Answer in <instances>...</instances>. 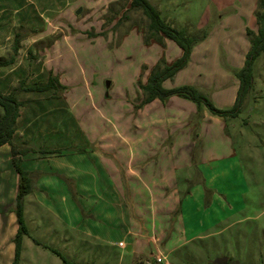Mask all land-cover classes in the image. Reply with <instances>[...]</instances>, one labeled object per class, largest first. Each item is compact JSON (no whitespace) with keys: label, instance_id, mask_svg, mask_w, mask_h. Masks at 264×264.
Segmentation results:
<instances>
[{"label":"rangeland","instance_id":"obj_1","mask_svg":"<svg viewBox=\"0 0 264 264\" xmlns=\"http://www.w3.org/2000/svg\"><path fill=\"white\" fill-rule=\"evenodd\" d=\"M150 2L174 28L206 34L194 46L186 67L165 81L164 88L193 86L218 109L233 108L240 87L237 73L245 66L251 49L245 29L251 28L249 9H242L245 1ZM252 4L258 8V2L251 0L248 6ZM17 5L16 1L0 0V26L13 38L5 42L4 46H10L0 55H17L13 46L18 39L19 58L24 63L2 69V73H8L3 85L20 78L25 87L20 91L21 98H48L44 104H29V113L53 111L42 123L64 116L55 109L71 110L73 105L77 106L74 116L81 122L117 125L124 133L127 123L142 125L144 120L154 118L165 125L177 116L178 109L168 104L150 111L142 86L148 84L159 64L172 65L183 51L169 39L147 42L146 29L138 24L147 26L149 21L141 10L130 8L131 0L33 1L28 11L41 16L35 19L33 28L25 25V10L16 9ZM32 42L36 44L29 49ZM252 72L254 86L237 118H221L203 106L196 112L185 110L188 120L180 128L158 130L185 136L181 148L189 158V167L180 173L182 203L170 215L166 237L158 240V226L152 234V215L146 205L140 212L141 221L138 218L133 223L139 236L126 248L118 247L120 239L106 244L83 233L79 227L85 225L73 229L45 215L42 221H26L30 235L22 238L18 264H217L218 259H227V264H264V53L255 61ZM50 76L58 78L64 87L26 90L40 85L37 81L48 83ZM57 94L62 98H54ZM73 123L68 124L71 131L66 130L71 132L68 139L80 145L84 138ZM171 148L156 147V156L169 153ZM150 167L155 168L157 177L162 174L157 157L151 159ZM202 181L205 183L199 184ZM210 185L218 191L216 208L219 205L220 210L211 211L209 207L215 195L208 190ZM181 208L185 224L182 235L176 223ZM132 244L134 249L129 250ZM8 258L7 252L0 253L2 264H8Z\"/></svg>","mask_w":264,"mask_h":264},{"label":"crops","instance_id":"obj_2","mask_svg":"<svg viewBox=\"0 0 264 264\" xmlns=\"http://www.w3.org/2000/svg\"><path fill=\"white\" fill-rule=\"evenodd\" d=\"M8 1H16L18 3L16 9L25 10L23 22L27 27L36 26L35 19L41 16L37 11L29 12L28 9L33 1L37 0ZM243 1L246 6H242V9L245 7L249 9L248 19L251 27L249 29L257 32V5L252 4L249 7L248 3L251 0ZM255 2L259 3V0ZM245 29L249 38L247 34L249 29ZM26 34L29 35V30ZM12 39L10 33H4L0 26V51L7 49L10 45L4 46L5 42H11ZM32 44L36 43H30L29 49L32 48ZM19 54L18 52L10 58H6L4 54L0 55V91L4 95L12 94L21 81L19 78L8 81L10 84L7 86L3 85L4 80L7 81L8 78L7 71L2 73L4 67L17 63L24 65ZM34 61L40 63L39 59ZM244 62L245 60L240 63V67ZM50 79L57 81V88L64 87L58 78L50 76ZM38 83L47 84L37 81ZM107 87H111V82L107 83ZM19 93L17 98L21 102V108L13 142L30 149L27 154L20 155L19 159L23 168L33 178V190L24 200L25 221H42L46 215V219L63 221L73 229L78 225H85L79 228L86 235L106 244L120 239L118 247L126 248L129 241L135 243L136 237L139 236V233L133 229V223L138 221V218L141 221L140 212L146 205L152 215V234L158 226L160 232L158 233L160 237L157 236L158 240L166 237L171 221L170 215L182 203L179 199L180 173L189 167L187 164L189 158L182 153L183 148H181L184 144L182 140H187L185 136L178 135L177 132L162 134L158 130L180 128L185 123L184 120H188L184 111L190 109L191 112H196L198 106L195 103L187 99H179L181 97L178 96L171 97L167 102L155 100L150 103L152 108L150 111L162 108L166 104L175 106L178 111L177 116L171 118L174 120L163 125L154 118L145 122V116L142 125L140 122L125 124L127 133H124L117 125L81 122L74 116L76 105H73L71 110L63 107L55 109V112H64V116L55 119L52 123H42L46 116L52 115L53 111L45 109L42 113L33 111L29 113V104L39 101H44V104L48 98L41 96L40 100H32L29 96L21 98ZM54 98L60 99L62 95L57 94ZM205 114L209 116L208 113ZM71 122H74L75 129L77 127L82 132L84 141L80 144L81 148L80 145L69 141L72 138H70L71 132L67 133L66 130L71 131L70 125L68 126ZM171 145L169 153L156 156V147ZM156 157L158 163L161 162L162 168L159 178L154 173L155 168L150 167L151 159ZM147 162L148 165H145ZM143 166L147 168L142 170ZM202 176L204 177V174ZM204 183L202 181L199 184ZM18 188L19 175L13 163L12 147L9 144L0 146V253L7 252L8 264H13L15 260V239L19 230L15 211ZM210 188L208 190L215 192V195L209 207L211 211L220 210L219 205L216 208L219 204L216 194L218 191H214L211 185ZM132 210L136 213L134 216ZM182 212L183 208L176 220L181 235L184 234ZM120 243H124L125 247H121ZM129 247L133 250L134 244Z\"/></svg>","mask_w":264,"mask_h":264},{"label":"trees","instance_id":"obj_3","mask_svg":"<svg viewBox=\"0 0 264 264\" xmlns=\"http://www.w3.org/2000/svg\"><path fill=\"white\" fill-rule=\"evenodd\" d=\"M131 9L141 10L149 23L143 26L147 42L157 41L163 42L169 39L175 42L183 51L180 59L172 65L159 64L149 78L148 84L143 85L142 88L147 94L145 103H151L155 100L167 102L171 97L178 96L195 103L199 109L203 106L208 108L213 115L221 118H237L242 112L244 101L253 89V65L255 61L264 53V0H259L258 10L256 12L258 31L254 32L248 30L247 34L250 38L251 49L247 55L245 66L237 73L240 81V87L236 103L233 108L229 110L218 109L214 106L209 97L193 86H182L173 89L164 88L163 84L169 79H173L182 69H184L190 60L194 46L199 41L205 38V33L202 31L191 32L187 29H176L171 26L161 16L160 11L154 6L150 0H131ZM19 38V37H18ZM19 40L15 42L13 50L16 54L19 51ZM14 60V59H13ZM56 80L50 79L47 84H40L36 87L26 88V90L47 91L52 87H56ZM25 90L24 84L15 89V92L10 95H4L0 91V146L9 144L12 147L13 163L19 175V188L16 198V214L18 218L19 230L15 239L16 252L13 264H18L22 246V238L24 235L29 236L30 231L24 219V200L33 190L32 175L27 172L19 159L20 155L27 154L30 149L26 146H18L13 142L16 132L18 118L20 116L21 102L17 98V93ZM65 264H72L65 261ZM144 264V263H141Z\"/></svg>","mask_w":264,"mask_h":264},{"label":"water","instance_id":"obj_4","mask_svg":"<svg viewBox=\"0 0 264 264\" xmlns=\"http://www.w3.org/2000/svg\"><path fill=\"white\" fill-rule=\"evenodd\" d=\"M131 249V247H129V250ZM228 260L227 259H218L217 260V264H227Z\"/></svg>","mask_w":264,"mask_h":264},{"label":"built area","instance_id":"obj_5","mask_svg":"<svg viewBox=\"0 0 264 264\" xmlns=\"http://www.w3.org/2000/svg\"><path fill=\"white\" fill-rule=\"evenodd\" d=\"M120 246H121V247H125L124 243H120Z\"/></svg>","mask_w":264,"mask_h":264}]
</instances>
